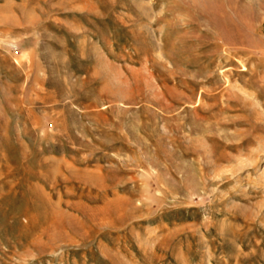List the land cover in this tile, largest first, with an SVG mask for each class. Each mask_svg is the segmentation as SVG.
<instances>
[{
    "label": "rangeland",
    "instance_id": "rangeland-1",
    "mask_svg": "<svg viewBox=\"0 0 264 264\" xmlns=\"http://www.w3.org/2000/svg\"><path fill=\"white\" fill-rule=\"evenodd\" d=\"M0 264H264V0H0Z\"/></svg>",
    "mask_w": 264,
    "mask_h": 264
}]
</instances>
